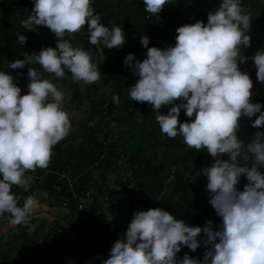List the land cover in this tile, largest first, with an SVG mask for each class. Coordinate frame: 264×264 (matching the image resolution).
I'll use <instances>...</instances> for the list:
<instances>
[{"label":"clouds","instance_id":"obj_1","mask_svg":"<svg viewBox=\"0 0 264 264\" xmlns=\"http://www.w3.org/2000/svg\"><path fill=\"white\" fill-rule=\"evenodd\" d=\"M91 4L92 0H34L31 15L21 25L27 31L47 27L58 38L56 48L25 53L9 68L38 64L57 78H63L67 69L74 82H97L98 66L70 38L86 27L94 46L111 50L123 47L126 40L121 27L104 26ZM143 4L145 12L159 19L170 0H143ZM250 27L240 0H222L218 9L209 12L207 24L197 21L177 28L175 46L148 47L149 38L144 36L146 59L136 60L133 54L125 58L124 64L139 76L128 88L130 99L152 107L160 131L168 138L180 135L190 149H206L214 158L192 180L207 178L209 203L222 223L213 230L211 220L201 228L188 226L162 208L136 211L103 264H264V173L259 170L264 167V132H256L247 144L237 135L241 117L251 119L259 113L252 127H264V105L251 102L253 82L239 68L249 59L241 54V46L250 47ZM17 38L21 45L27 43L26 36ZM251 59L257 81L264 84V50ZM27 76L28 93L21 95L14 77L0 71V217L9 214L13 226L29 225L37 204V197L29 195L20 205L13 187L27 189L33 178L26 173L48 168L52 149L71 128L68 113L61 108L63 93L33 66ZM178 100L167 115L160 114L162 106ZM182 109L194 120L180 123ZM241 176L248 182L243 191L237 187ZM202 233L204 245L211 246L203 259L185 254L178 261L182 247L195 252L201 246Z\"/></svg>","mask_w":264,"mask_h":264},{"label":"trees","instance_id":"obj_2","mask_svg":"<svg viewBox=\"0 0 264 264\" xmlns=\"http://www.w3.org/2000/svg\"><path fill=\"white\" fill-rule=\"evenodd\" d=\"M221 2L222 0H170V4L164 7L157 19L144 11L143 0H92L91 7L104 19L101 20L104 26L109 29L119 26L125 33L126 43L120 48L109 50L100 45L98 52L96 46L90 44L97 57L112 61L107 76L104 77L103 70L99 69V81L102 85L111 88L112 93L117 96L118 113H114L115 105L112 101H105L96 93L97 88L73 85L71 102L79 101L84 95L90 100L91 116L78 123L73 134H69L54 146L48 168H38L35 172L26 173L27 176L37 180L36 191L15 186L12 189L15 195L21 197L20 205L24 202L23 198L29 195L38 198L41 193L44 200L48 199L49 194H53L52 206L57 207L64 203L68 207L71 222L73 220L72 231L76 248L80 251V254L73 258L72 264H103V261L109 257L114 243L123 238L136 211L162 208L177 219H183L188 226L201 228L205 226L206 221L211 220L213 230H217L222 223L209 203L210 193L206 196L207 178L201 175L192 180L197 172L209 167L214 158L206 149L201 151L190 149L184 143L182 136L178 135L172 139L160 131L152 107L146 102L130 99L128 88L135 85L139 76L134 75L131 68L124 65L128 54H133L139 61L146 59L147 49L141 44L142 37L149 38L148 47H158L163 50L166 44L175 46L177 28L197 21L207 24L209 12L218 9ZM240 2L245 13L250 16L251 27L247 34L251 37L250 43H252L261 34L264 35V0H240ZM33 8L34 0H26V2L0 0V71L12 75L14 83L25 89H28L29 67H35L42 78L49 81L52 80V74L44 72L38 64L26 65L23 69L17 70L9 68V64L16 59H24L25 53L38 54L42 48H56L57 45L55 35L47 27H38L34 31H27L22 27L21 21L31 15ZM18 34L27 37L26 44L19 43ZM65 74H68L67 69ZM263 97L264 84L260 88V96L251 97V102L254 103L255 100ZM180 102L178 100L172 105L162 106L160 114L167 115L170 108ZM194 118H188L182 109L179 122H191ZM91 120H94V123L90 126L88 123ZM243 121L244 117H241L239 122L241 133L237 135L239 140L247 144L256 132L263 130L262 127H252V123L245 126ZM110 122L122 124L125 128L130 127L134 132L128 135L124 143H119V139L114 143L110 142L108 141L111 131L108 124ZM120 132L117 133L125 136L128 129ZM222 158L228 159L227 156ZM120 161H124L126 170L129 171L133 189L127 191L126 184H121V189L126 192L124 193L127 211L120 219L122 233L119 234L115 231L118 229L112 230L109 223L99 226L94 218L95 213L101 211L103 200H94L88 205L84 211L89 218L86 222L82 221L75 211L65 181L59 179L57 173H68L73 177L75 191L92 188L102 192L101 190L106 186L105 175L114 173ZM93 170L97 171L96 178L92 176ZM259 170L264 173L263 167ZM244 186L237 185L241 191ZM45 193L47 195H44ZM9 219L7 213L0 217V229L10 225ZM33 225L34 220L31 217L29 225L15 226L10 239L4 243L0 241V264H7L12 256L25 258L22 261L18 260V264H32L33 258L57 264L69 263L72 255L68 253L70 245L67 242L70 241L65 228L53 222L52 226L44 231L41 221L30 230ZM110 234L114 235L115 240L109 243ZM204 240L206 237L202 233L198 237L201 246L195 252L182 247L177 254V260H181L185 254L193 259L202 260L211 247L205 246Z\"/></svg>","mask_w":264,"mask_h":264},{"label":"rangeland","instance_id":"obj_3","mask_svg":"<svg viewBox=\"0 0 264 264\" xmlns=\"http://www.w3.org/2000/svg\"><path fill=\"white\" fill-rule=\"evenodd\" d=\"M23 2H26V0H23ZM104 19H102L103 21ZM57 41V37H55ZM257 39H263L264 35L261 34ZM71 43L74 47L82 48L89 52L92 58V62L96 64L99 69L103 70L104 77L107 76V70L112 65V61L110 59H103L102 57H97V55L92 51L93 47L89 43V38L87 34V28L85 27L80 32L74 34L71 38ZM99 46L97 45L95 48L99 52ZM134 63V62H133ZM125 65V64H124ZM126 66V65H125ZM128 67V66H126ZM51 83L54 84V86L63 93V101L61 103L62 110L66 111L69 116L71 128L69 131V134H73L74 131L77 129V124L86 120L89 116H91L90 111V100H88L84 95L82 98L77 102H71L72 97V91L74 89L73 85L77 86H85V87H95L97 88L96 93L102 97L105 101L110 100L115 105V111L114 113H118L117 106H118V99L115 94L112 93L111 88H109L107 85H102L101 81H97L90 85H84L82 82H74L72 80V75L70 72L68 74H65L63 78H57L54 74L51 76ZM259 86H263L262 83L259 82ZM259 88V89H260ZM21 95H25L28 93V89L21 88ZM254 103H260L261 105H264V101L260 98L258 100H255ZM262 112H264V107L261 109ZM259 113L256 114L258 116ZM254 116L253 118L249 119L247 117H244L243 124L247 126L248 124L253 123L254 119L256 118ZM94 120H91L88 125H93ZM110 131V137L108 141L115 142L119 139V143H124V141H127V137L130 134H133V130L129 128L123 127V125H117L113 122L108 123ZM128 129V133L124 136V134H118L117 132H120L123 130L125 132ZM262 130L264 132V127H262ZM105 133V131H104ZM121 133V132H120ZM241 133V128H239V131L237 134ZM68 134V135H69ZM76 142V141H75ZM160 151H158L159 153ZM214 163V161H213ZM243 164V162H242ZM251 167V164H250ZM264 168V167H263ZM92 176L96 178L97 171L93 170ZM31 177V176H30ZM106 181H105V187L101 190V197H106L107 200H103L101 204V211H98L95 213L94 218H96L98 225H104L105 223H109L112 226V230H115L116 233H122V224L120 222L121 217L124 215L122 211L115 210V207H118V203L120 202L119 197L120 195L124 194L126 195L125 191L121 189V184H126V190L131 191L133 189V185L130 180L129 171L126 170V165L124 164V161H120L119 165L112 174L105 175ZM34 178L32 179L31 185L28 187L32 191L37 190V184ZM248 182L245 179L244 176H241L240 182L238 185H246ZM92 189V188H89ZM57 191V190H55ZM125 192V193H124ZM209 195V192L207 191L206 196ZM53 204V194H49V197L47 200L43 199V194L40 193V195L37 198V204L35 206V211L32 214V219L34 220V225L30 228L32 229L36 225H38L39 222L43 221L42 229L46 231L48 228L52 226L53 222H57L60 226L65 228L67 231L68 240L70 242L68 245H70L68 253L72 255V259H70L69 263H63V264H72L73 258L75 259L79 254L80 251L76 248L74 234L72 231V222H71V216L68 214V207L63 203L62 205H59L57 207L52 206ZM126 203L124 205L126 206ZM110 207V208H109ZM127 207V206H126ZM121 210V209H120ZM123 214V215H122ZM15 230V226L8 225L5 228L0 229V241L4 243V241L10 239L12 233ZM123 236V235H122ZM24 253V252H23ZM69 255V257H71ZM20 257L12 256L8 260L7 264H18V260L22 261V259H25L22 257V259H19ZM30 258H33V256ZM27 260V259H26ZM33 262L32 264H57L52 261H41L36 259H31ZM31 264V263H29Z\"/></svg>","mask_w":264,"mask_h":264},{"label":"built area","instance_id":"obj_4","mask_svg":"<svg viewBox=\"0 0 264 264\" xmlns=\"http://www.w3.org/2000/svg\"><path fill=\"white\" fill-rule=\"evenodd\" d=\"M168 46H173L170 43L164 45L163 47L166 48ZM258 50H264V40L263 39H257L256 41L250 43V47H243L241 46V54L249 57L246 63L239 64V68L242 72H247V74L250 76L252 82H253V88L251 89L252 96L254 98H258L260 96V86L258 85L259 82L257 81L256 77V68L254 65V61L251 59V57L258 51ZM264 101V97L261 98ZM58 178L65 181V185L67 190L69 191L70 197L72 199V203L75 206V211L77 215L80 216V219L82 221H87L89 218V215L85 213V209L88 205H90L94 200H104L106 197H101V192L95 189H81L78 191H75L73 188V184L75 183V179L71 177L68 173H57ZM120 202L118 203V207H115V210H119L124 212V214L127 211V205L125 206L124 203H126V195L122 194L119 197ZM121 209V210H120ZM115 240L114 235L110 234L109 236V243L113 242Z\"/></svg>","mask_w":264,"mask_h":264},{"label":"crops","instance_id":"obj_5","mask_svg":"<svg viewBox=\"0 0 264 264\" xmlns=\"http://www.w3.org/2000/svg\"><path fill=\"white\" fill-rule=\"evenodd\" d=\"M259 85V84H258Z\"/></svg>","mask_w":264,"mask_h":264}]
</instances>
